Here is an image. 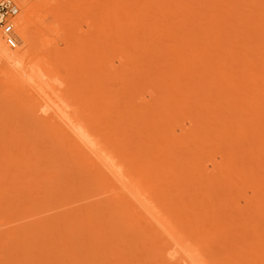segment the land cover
<instances>
[{
  "label": "rangeland",
  "instance_id": "obj_1",
  "mask_svg": "<svg viewBox=\"0 0 264 264\" xmlns=\"http://www.w3.org/2000/svg\"><path fill=\"white\" fill-rule=\"evenodd\" d=\"M103 1L104 4L105 2L106 4H110H105L106 7L104 5V8H102L101 3ZM211 1L212 2H210V0H68V7L67 9H65V12H63L60 18L61 27H64L62 33H66L67 35H69V37L70 34L72 35V33H74L73 35H76L75 37L72 35L74 37V40L71 44L70 49H68L60 56L56 57L57 59H54L56 61L55 66L58 69L56 70L59 79L64 80L63 83H65L64 85H66V90H68V92L65 91V93L67 94L68 98H70V100H73L72 102L74 103V107L76 106V109L78 108L77 111L79 113L81 112L79 115L82 116V118L85 117L84 119H87V122L89 120V126L91 124L94 128L92 129L96 131L98 135L100 134V140L105 141L102 142L108 144V147H112V149L117 152L115 153L118 156L119 160H122L123 164L127 166V169L131 171L130 173L132 174V178L134 179L136 188H138V190H142L143 192L145 191L144 194L149 195L148 197L152 199V203L154 205L156 204L158 210L161 206L160 212H162V214L164 215H167L165 217L168 219V223L173 226L175 231L178 230L177 232L180 237L185 238L184 240L186 241L187 245H189L194 250L198 248L199 250L197 249L196 251L200 252L201 256L210 264H264V230H262L264 229V164H262V166H258V160L256 159H259V161L262 159L259 165H261V163H264V160L263 157L258 158L257 156L256 158L255 156H253L255 155L254 152L258 151L259 149V145H256V142L254 141H257L262 146V144L260 143L261 141H252V139H260L261 137H264V131H262L261 133L263 134V136H257L258 134H256L260 133L256 132V130L259 131V128H257V126L263 127L264 120L258 121L256 120L257 118L254 119V117L256 116H252V113L256 112L257 116L260 115L262 111L259 109L264 108V104H261L262 106L260 104H257L258 106H260V108L254 104L256 102L260 103L261 96L259 95L263 96L264 94V90L262 88L264 87V84H261L264 82V77H259L257 81L255 80L256 76L254 77V75L251 74V72H253L254 70L258 71L264 68L262 66H260V68L258 67V65H261L262 63V65H264V60H262L264 56V51H262L264 50V35H262L261 33V36L263 37L262 38L259 31L257 30H255L256 34L251 33L254 32V30L250 29H257L258 27L249 28V26H254V23H252V21L254 22L256 20V23L261 22L264 25V15H261L260 17V14H258V19H252L253 15H255L256 13H249L252 12V10H255V7L252 8L253 6H248V4L250 3H247L246 0H237V3L239 5L238 9V5H236L235 7V0V2L231 0L234 3L230 4H228L230 0ZM217 2H219L220 5L224 3L223 5H226L227 8L228 6L229 8L230 6H232V10L228 8V11L231 10L230 12L232 14L233 12L234 14H239L241 11H243L240 14H242L241 16L244 17L245 20H242L244 18H242L241 16L239 17L238 15H236V17H234V14L232 16H229V14H227V9L225 8V6L223 7V5L221 6V9L225 10L226 13L221 12V9L215 10L217 12L216 13L214 9L215 5L218 4ZM226 2L228 3L226 4ZM240 2H243L246 5ZM254 2L258 3L256 0ZM262 2H259V6ZM180 3H183V5ZM187 3L190 5V7ZM240 4L242 6H240ZM111 6H113V8ZM125 6H128V8H126ZM178 7L179 9H177ZM244 7L246 8L245 10H243ZM261 7H258V5L256 6V8L260 9H257L258 13H260V11H263L264 13V10H261ZM107 8L110 9L107 10ZM218 8H220V6H218ZM239 8L242 9L240 12H238ZM249 8L251 10H249ZM126 9H128L129 11ZM247 9L249 11H247ZM175 10L177 12H175ZM102 11L104 12V14L102 13ZM173 11L174 13H172ZM113 12L116 13V16L114 15L115 20L114 16L111 17V15H109ZM135 13L138 14L136 15ZM141 15L142 18L140 19ZM180 15L184 16V18L182 19ZM250 15H252V18L249 17ZM188 16L191 17L192 22L190 21V18ZM109 17L110 19H108ZM232 17L233 20H230L232 19ZM237 17L241 18V21L237 20ZM132 18L133 20H131ZM195 18H199V20ZM248 18L252 20H250L251 22L248 23L251 25H244L249 21ZM107 19L108 23L106 22ZM261 19L263 21H261ZM234 20H236V24H234ZM178 21L182 22L179 23ZM200 21L203 22L201 23ZM99 22H103L104 24L102 25V23L100 24ZM172 22H175L179 26L176 25L175 28V24H172ZM189 23L193 27H191ZM196 23L198 24V26L196 25ZM231 23L234 24V27L233 24L232 27L230 26ZM89 24H91L92 26H89ZM121 24H125V26L127 27L125 28V26ZM170 24L173 26H171ZM216 24L219 26H217ZM238 24L241 25L239 26ZM81 25H85V28L81 30L82 32L80 31ZM97 25L101 27H98ZM221 25H223V27ZM257 25L260 24L257 23ZM200 26L202 29L200 28ZM241 26H245L249 29L248 31H251L250 33L252 34V36H248L250 39L246 35H244V31L241 32V30L246 29L240 28ZM35 27L36 26L34 23L33 27L31 28V32L34 37H37V30L34 29ZM150 27L152 28L151 30ZM155 28L157 29V31ZM259 28H262L260 30L261 32L264 30V26H259ZM121 29L123 30L121 31ZM76 30L78 31L76 32ZM117 30L118 32H120L119 34H117ZM150 31H152V33ZM184 31H186L187 33ZM223 31L227 33H222ZM234 31H236L235 33L237 34L233 35ZM246 31L247 30H245V33L248 32ZM240 33L242 34L240 35ZM112 34L114 36H112ZM129 34L130 36H128ZM159 34H161V36L163 35V38ZM150 35H152V37ZM192 35L195 38L192 37ZM255 35H257L256 37H259L260 39L258 38L257 40H255ZM131 36H133V38H131ZM223 36L224 39H221V37ZM234 36H237V39L239 38L238 41L240 40V44H238L239 42L236 41L237 39ZM118 37L121 38V40ZM242 37H245L243 42H241ZM251 37L254 39L253 42ZM134 38H136L137 40H134ZM215 38H218L219 40H215ZM193 39L196 43H198L197 41L202 43L193 45ZM223 40H225V42L226 40H228V43H223ZM260 40H262V42ZM132 42L133 44H131ZM219 42H222L223 46L222 44H219ZM183 43L184 45L186 44L187 47L185 45L184 48ZM229 43L234 45H230ZM244 43L246 45L248 43L250 46H244ZM253 43H255V45L257 46L253 45ZM168 44L171 46H168ZM201 45L207 46L201 47ZM208 45L210 47L212 46V49L215 47L214 51H218V55L212 50L208 51L209 53H206L207 49H211L210 47H208ZM224 45L227 48L222 49V47H225ZM240 45L244 48L246 47L244 51ZM252 45L255 46V48H253ZM61 46L64 48V44H61ZM180 46L183 47V51L179 49L181 48ZM198 46L199 48H197ZM228 46H231L234 51H232V48H228ZM260 47L263 49H261ZM186 48L193 51H190L188 49L184 50ZM195 48L197 50L199 49L198 51L201 50V53L208 54L209 57L211 55V58H214V55L216 54L215 58L211 59L210 62L213 64V66L216 65L217 69L213 66V68H210L211 65H208L209 61L206 58L204 59L205 55L202 54V56H204L200 57L201 53L198 52ZM202 48H205V50H203ZM158 49L160 52H158ZM177 49L180 50L181 53L179 52L178 54ZM216 49H219L221 52ZM253 49L256 53L252 52ZM195 50L196 53H200V56L196 57L195 59H198L199 61H196V63H194V66H192V68L190 69L192 70L194 69L195 65L199 66L201 64L199 66V69L202 70L204 68V71L205 69L212 70V73L210 71L206 73L202 70L204 73H206V75L208 73L211 75L212 78L209 76V80L217 78V76H220L217 73L224 74L225 71L229 73L232 72L231 74H234V68H236V66H239L236 65L237 62L241 65L242 62L240 61L245 62L246 60H248L246 59V57L250 59V61L248 60L246 62L251 63L249 65L254 66V64H258L257 67H253H256L255 69L251 68V66L247 65L246 63H244L245 66L243 65L244 68L243 66H239L236 68V77L240 75L242 76L243 73V76H249H246L248 80H246V78H244L243 76H240V78H238L237 80L235 76L230 75L233 83L232 80L231 82H227L229 84L232 83L233 85H235V87H233V85L231 87L239 90V87H237L238 82L242 85L248 82L249 85L251 81H255L254 87H256L257 85V87L253 89V91L255 92H252V88L247 87L248 85L246 86L245 84L243 86L239 84L242 88L240 90L241 93H239L237 90L238 95L242 94L241 96H245L242 91L245 92L248 90L246 92L247 98L248 95L253 96L254 93L260 97H258L255 102L254 99L250 96V99H247L250 102L244 101L247 104L249 103V105H246V108L243 104H240L239 106L236 104L238 107L242 108L246 114L243 112V110H239L240 108H235V105H231V103L227 105V102H225L224 99H226V101H228V98L231 97V99H233L230 87L227 89L229 90L231 97H229L228 95V97L225 98L226 95H224V97V93H222V95L221 93L215 95L218 89L223 90L225 88L224 85L221 86V83L217 86L216 84L215 86L212 85L214 88L213 90L212 87H209V83L212 84L213 82L211 83L208 78L206 79L208 75L204 77L201 70H199L201 73L198 71L197 66V71L198 73H200V76L196 75L197 71L194 72L196 70V67L194 71L190 70V72L189 70L187 71V68L189 69L188 65H178V63H181L182 61L180 59H184L183 56L185 53V55H189L190 53V56H192L191 54H194ZM230 50L234 54L239 51L241 55H239V53H236L237 56H235L236 54L231 55ZM227 52L230 53L228 54ZM175 53L178 54V56ZM220 53L222 56V58H220L223 59V62L220 59V61L222 62L221 67H219L220 64H217V62H221L215 60L220 56ZM245 54L248 55L245 57L246 60L243 59ZM227 55H231V57H228ZM233 55L235 56L234 60ZM223 56H227L229 60L234 61L233 65L235 67H229L231 68V70L228 68V66L230 65H228L226 69L223 68L224 62H228V59L225 60V57ZM199 58L203 59L200 60ZM237 58H239V61ZM146 59H148V62ZM253 59L255 60L253 61ZM179 60L180 62H178ZM204 60H207V64ZM149 61L150 64H148ZM168 62L173 63L171 64ZM145 63L147 64V66ZM203 63L206 67H204ZM149 65L152 67L151 69ZM181 68H184L182 70V73L180 71ZM218 68H222L221 70L224 72H221V70L219 71ZM0 69L2 70L1 67ZM170 69H172L173 74ZM249 69H253V71H250ZM173 70H175V72ZM213 70H215L216 73H213L215 72ZM162 71L163 73H161ZM184 71H186V74L191 73L189 77L196 76L194 77L195 79L191 78V80L194 81L193 83L200 80L206 84L207 82L205 81L208 80V85L201 89L203 91L202 94L205 95V97L201 99L203 103L196 102L197 100H195L197 104H207V106L217 104V106H219L220 108H227L226 110L228 111V114L236 109L238 113L234 111L232 112L234 114H230L231 116H240V113H242V116H240L241 118L238 116L237 117L240 118V123H242L241 119H243L244 122L243 125L240 124V127L242 128V130H244L243 132L245 133L243 137H241L243 133L242 131H240L241 128L240 130H238L239 127H236V129L238 128L237 130L241 134V136L239 137V132H232V129H230L232 127H227V125L226 127L223 126L226 121H224V118L221 116L230 117V115H226V113H224V111H226L224 110V108L223 110H221L217 106H212L214 107V109L209 106H198L194 101H192L194 105L196 104L195 106H193L192 102V105L191 103L189 105L188 102H190V100L188 102L182 100L183 89L181 88H183V85L185 86V84L181 81L182 86L180 85V78L186 75L184 74ZM260 71L262 72L264 70ZM2 72L3 70L0 73V264H170V262H168L167 260L170 251H167L166 248L164 249V251H162L163 247L166 246V239L162 240V238H160L159 236L154 235L152 237V235H150L151 232L149 230L153 227L145 221V217H143V215L141 216L139 210L141 207V210L143 209L145 214H147V212L144 207L141 206L139 201L137 202L135 198L131 199V197H125L126 199L122 197L121 199L124 200H121V195H119V193L123 190L115 188L114 184H112L105 175L103 176L100 170H98V172L95 171V167H92L90 165L89 160H87V156L84 157V155L80 154V157L78 149H76L75 147V149H73V146H71L69 139L67 137L65 138L64 135L62 137V134H58V132H62L58 131L57 127L49 125L47 123H45V125L43 121L38 120L33 113H30L31 109H29V107L31 108V106L27 101L28 98L25 97L26 94L22 92L21 94L20 91H17L18 89L12 87L10 79L8 80L7 76L4 74V72L2 74ZM165 72L168 73L167 75L171 74L172 77H170L171 75L167 76ZM239 72H241V74H239ZM259 72H257V74H255L256 72L254 73L255 75H257V78L259 76ZM214 74H217V76L214 77ZM155 75L156 77L160 75L157 77V80L154 79ZM161 75L165 77V79H171L172 81L169 83L173 82L172 84H170L172 86L169 85L167 79V81L164 78L161 79ZM197 76L199 79H197ZM250 76L252 79L250 78ZM189 77L187 78L188 80L185 77L187 84L189 81ZM202 77H204L205 81H203ZM172 78H174V80ZM233 78H235L236 81H234ZM239 79H243L244 83L239 81ZM175 81L177 82L175 83ZM160 82L164 83L160 84ZM258 82L260 84H257ZM166 85H168L169 87ZM175 86H181L179 89L180 92H176L178 91V88H176ZM219 86H221V88H219ZM245 86L247 90L245 89ZM159 87L160 89H158ZM170 87H173L172 89L175 90L172 91ZM206 88L207 90H209L205 92ZM243 88L245 90H243ZM248 88H251V90H249ZM196 90L199 93L201 92V90ZM196 90L194 91V94L197 96L198 92ZM210 92L213 94H209ZM248 92L251 93L248 94ZM168 93L171 94L169 95ZM175 93L177 95H181V101H178L180 100V98L178 99ZM162 95L163 98H161ZM206 95H211L210 97H214L215 95L217 98H212L216 104L213 100H208L210 99V97L208 98ZM218 95L220 97L219 99ZM235 95L237 94L234 93V96ZM170 96L172 97V99L174 97V99L169 100L171 99ZM206 97L207 100L204 99ZM222 97H224V99ZM236 97L238 98V96ZM236 97L234 98L236 99ZM254 97L256 96L254 95ZM263 98L261 99L263 101L262 103H264ZM221 100L223 103L221 102ZM251 100H253L254 102ZM230 101L231 100H229V102ZM219 102H221V104ZM251 102H253V104ZM175 103H177L178 106L180 105L181 109L177 106V109L174 110V108H176V105H174ZM187 103L188 107L186 106ZM208 103H211L212 105ZM172 104L174 106L173 108ZM222 104L226 105L222 106ZM182 105L184 106L182 107ZM226 106L231 107L229 108ZM252 106H254L253 108L255 109H253ZM197 107L199 109H197L196 111V109L194 108ZM202 107L206 108L202 109ZM216 107L221 110L219 111L222 112V115L220 114V112L218 114V110L216 109ZM231 108L232 110L229 111L228 109ZM256 108H258V111L256 110ZM208 109L210 111L209 113L206 111ZM247 109L251 111L248 112ZM214 110L217 111L215 112ZM199 111L201 114L197 113ZM203 111L204 114H206L205 112H207L208 114L202 115ZM211 111L213 113H211ZM239 111L242 112L239 113ZM209 114H211L210 117L213 114L212 118H214L215 115L217 116L213 120L208 116ZM199 115H202V117H200ZM263 115L264 109L263 113H261L262 118H264ZM207 116L209 117V119ZM218 117L221 119L223 118L222 120L224 122L220 121L221 119H219ZM216 118H218L219 120L217 121ZM250 118H253V120ZM138 120L139 122H141L139 123ZM199 120H201L202 122ZM203 120L205 121L203 122ZM206 120L208 124L206 123ZM210 120L212 122L216 121L217 123L215 122V124H217V126L214 124L213 127V124ZM246 123L248 126L246 125ZM204 124L206 125L207 129L206 127L203 128L205 126ZM207 125H209V127ZM181 126H185V128L187 129L185 131V134L183 133L182 135H180V130H177ZM215 126L221 129L229 128L231 133L229 132V134H227L226 131L229 130L225 131L224 129L222 130L223 132L225 131V135L222 131L218 133V131L221 129H218ZM212 128H214L215 130ZM253 128L254 132L256 133H254L253 131L250 132V130H253ZM216 129H218L217 132ZM234 129L235 128L233 127V131ZM174 130L176 131L174 132ZM208 130H211L212 133ZM213 132L215 133L214 136ZM221 132L223 133V135H221ZM247 132H250L251 135L249 133L247 135ZM232 133L235 134L233 135ZM231 134L232 136H230ZM252 134L256 135V137L252 136ZM233 136L237 138L234 139ZM246 137L248 138V141ZM188 138H190V140ZM239 138H241L243 142L247 141V144L251 143V145H246V142H244V147H242L243 142L240 141L241 139L238 140ZM262 139L263 138H261V140ZM249 140L251 141L249 142ZM190 142L191 144H189ZM262 142H264V140H262ZM140 143L142 145H140ZM238 145H240L239 148ZM159 147L160 149H158ZM191 147H193V149ZM253 147H257L255 148V151L251 150L253 149ZM249 148H251L250 150L253 152H250ZM262 148H264V146H262ZM262 148L260 149V151H264ZM242 149H245L244 151L248 153L247 156L250 153L253 154L252 157H255L256 159H253L251 157V160H255V162H248L249 160L245 159H243V161L245 160V162H241V158L245 157L244 154L243 157H241L243 153L241 152ZM248 150L250 153L247 152ZM261 154H263L262 156H264L263 152ZM239 159L241 163H244V165H240L241 163L239 162ZM246 159H248V157ZM129 161L132 162L130 163ZM246 161L248 162V164H250L248 165ZM255 164L261 168H257ZM214 165L216 166L214 167ZM245 165H248L246 166L248 168H250L251 165L252 168H250V170L248 171L250 173L251 170L252 172L254 170L255 174H248V171H246V167H244L246 170L242 169V167ZM167 167H169L170 169ZM207 167L209 168L207 169ZM238 167L239 169H237ZM251 174L253 175L250 176ZM153 199L155 200L153 201ZM127 200L128 202H126ZM257 228L258 230H256ZM163 244L164 246L162 247ZM246 257L248 259H246ZM129 261L131 263H129Z\"/></svg>",
  "mask_w": 264,
  "mask_h": 264
},
{
  "label": "bare ground",
  "instance_id": "obj_2",
  "mask_svg": "<svg viewBox=\"0 0 264 264\" xmlns=\"http://www.w3.org/2000/svg\"><path fill=\"white\" fill-rule=\"evenodd\" d=\"M17 6H18V8H19V11H18V13H17V16L13 19V25H14V34H15V36H16V39H17V43H19V44H17V46L15 47V48H12V47H10L8 44H7V42H6V39H5V35H4V33H3V30H2V28L0 27V67L2 68V70H3V72H4V74L7 76V78H8V80L10 79V82L12 83V87H14V88H16V89H18L17 91H20V93L22 92V93H25L26 94V96L25 97H27L28 98V103L30 104V106H31V108L29 107V109H31V111H30V113H33L36 117H37V119L38 120H40V121H43L44 122V124L45 123H47V124H49V125H52V126H55V127H57V129H58V131H61L62 133H60V132H58V134H62V137H63V135H64V137L66 138H68L69 139V142H70V144H71V146H73V149H78V152H79V156H80V154H82V155H84V157H86L87 156V160H89V163H90V165L92 166V167H95L94 169H95V171H97L98 172V170H100L101 171V173H102V175L104 176H106L107 178H108V180L109 181H111V183L112 184H114V187L115 188H118V189H122L123 191H121L120 193H119V195H121V197H120V199L123 197L124 199H126L125 197H131V199L132 198H135L136 200H137V202L139 201V203L141 204V206H143L144 207V209L146 210V212H147V214H145L144 213V211H143V209L141 210V208L139 209L140 210V214H141V216L143 215V217H145V221L146 222H148L153 228H151L149 231L151 232L150 233V235H152V237L154 236V235H156V236H159L160 238H162V240H165L166 239V241H165V243H166V246L165 247H163L164 246V244L162 245V247H163V249H162V251H164V249L166 248V250L167 251H170L169 252V256L167 257V260H168V262H170V264H210L208 261H206V259H204L202 256H201V254H200V252H198V251H196V250H194L193 248H191L189 245H187L186 244V241L184 240L185 238H182V237H180L179 235H178V230L177 231H175L174 230V228H173V226L172 225H170L169 223H168V219L165 217V216H167V215H164V214H162V212H160V209H161V206H160V209L158 210V207L156 206V204L154 205L153 203H152V199H150V197H148L149 195H146V194H144V192L142 191V190H138V188H136V186H135V182H134V179L132 178V174L130 173L131 171H129L128 169H127V166H125L124 164H123V161L121 160H119V158H118V156L116 155V151L115 150H113L112 149V147L110 148V147H108V144H105V143H103V142H105V141H101L100 139V134L98 135V133L96 132V131H94L93 129V127H92V125L90 124V126H89V120H88V122H87V119H84L85 117H83L82 118V116H80L79 114L81 113H79L77 110H78V108L76 109V106L74 107V103L72 102L73 100H70V98H68V96H67V94L65 93V91H67L68 92V90H66V85H64L65 83H63L64 82V80L63 79H59V76H58V73H57V68H56V64H55V58L56 57H58V56H60L61 54H63L64 52H66L68 49H70V47H71V44H72V42H73V40H74V37H75V35H73L74 33H72V35L74 36H72L71 34H70V37H69V35H67L66 33H62V31H63V28L61 27V22H60V18H61V15L63 14V12H65V9H67V7H68V0H12ZM158 1H160V0H158ZM172 1V0H171ZM196 1V0H195ZM218 1H220V0H218ZM222 1V0H221ZM223 1H225V0H223ZM231 1V0H230ZM229 1V3L228 2H226V4L228 3V4H230V3H234L235 1H236V4H235V7H236V5H238V3H237V0H233V1H231L230 2ZM239 1V0H238ZM247 1V3H250V4H248V6L249 5H251V6H253L252 8H254L255 10H252V12H248L249 14H254V13H256L255 15H253V18L251 17L252 15H250L249 17H251L252 19H256L257 18V16H259L258 14H260V17H261V15H264V13H263V11H260V13H258V10H260V9H258V8H256V6L258 5V7H261L262 5V7H261V10H264V1L262 2L261 0L260 1H258V0H256L258 3H255L254 1L255 0H252V1H248V0H246ZM95 2V1H94ZM101 2V1H100ZM111 2V1H110ZM124 2V1H123ZM182 2H185V1H182ZM191 2V1H190ZM210 2H212L211 0H210ZM216 2V1H215ZM259 2H262L261 4H260V6H259ZM85 3H86V1H85ZM98 3V2H97ZM130 3V2H129ZM134 3V2H133ZM169 3V2H168ZM178 3V2H177ZM199 3V2H198ZM203 3V2H202ZM209 3V2H208ZM218 4H219V2H217ZM222 3V2H221ZM240 3H243V2H240ZM252 3V4H251ZM254 3V4H253ZM83 4V3H82ZM92 4V3H91ZM105 4H106V2H105ZM104 4V1L101 3V7L102 8H104L103 6L105 5ZM107 4H110V3H107ZM106 4V5H107ZM180 4H182L183 5V3H180ZM180 4H178V5H180ZM188 4V3H187ZM205 4V3H204ZM216 4L215 5V9H214V11L215 10H220L221 9V6L224 4ZM244 5H246L245 3H243ZM98 5V4H97ZM96 5V6H97ZM106 5H105V7H106ZM150 5V4H149ZM155 5H156V3H155ZM177 5V4H176ZM189 5V4H188ZM194 5H196V4H194ZM99 6V5H98ZM114 6V5H113ZM113 6H111L112 8H113ZM118 6V5H117ZM116 6V7H117ZM130 6V5H129ZM132 6H134V5H132ZM131 6V7H132ZM142 6V5H141ZM163 6V5H162ZM185 6V5H184ZM203 6V5H202ZM201 6V7H202ZM205 6V5H204ZM218 6H220V8H218ZM225 6V8L227 9V11L229 10V9H231V7L232 6H230V8H229V6H228V8L226 7V5H223V7ZM240 6H242L241 4H240ZM108 7H110V6H108ZM115 7V8H116ZM119 7H121V6H119ZM126 7V6H125ZM130 7V8H131ZM135 7H136V5H135ZM155 7V6H154ZM180 7V6H179ZM179 7L177 8V9H179ZM189 7H190V5H189ZM214 7V6H213ZM238 7H239V5L237 6V9H238ZM93 8V7H92ZM99 8V7H98ZM126 8H128V6L126 7ZM151 8V7H150ZM170 8V7H169ZM172 8V7H171ZM181 8V7H180ZM195 8V7H194ZM206 8H207V6H206ZM217 8V9H216ZM242 8V7H241ZM246 8H247V6H246ZM245 7H244V9L243 10H245L246 9ZM108 9H110V8H107V10ZM174 9V8H173ZM176 9V8H175ZM183 9H184V7H183ZM185 9H186V7H185ZM199 9V8H198ZM210 9V8H209ZM212 9V8H211ZM258 9V10H257ZM97 10V9H96ZM117 10H118V8H117ZM126 10H128V9H126ZM130 10H132V9H130ZM180 10H182V9H180ZM205 10V9H204ZM207 10V9H206ZM232 10V9H231ZM230 10V11H231ZM234 10V9H233ZM242 9H240L239 8V10H238V12H240ZM249 10H251L250 8H249ZM248 9H247V11H249ZM257 10V11H256ZM104 11V10H103ZM102 11V13L104 14V12ZM129 11V10H128ZM149 11H151V10H149ZM154 11V10H153ZM152 11V12H153ZM209 11V10H208ZM210 11H212V10H210ZM230 11H228L227 12V14H229V16H232L233 14H234V12H233V14L230 12ZM108 12V11H107ZM110 12V11H109ZM116 12H118V11H116ZM168 12H170V11H168ZM175 12H177L176 10H175ZM197 12V11H196ZM216 12V11H215ZM221 12H225V10H223V9H221ZM236 12V11H235ZM241 12H243V11H241ZM240 12V13H241ZM145 13V12H144ZM156 13H157V11H156ZM172 13H174V11L172 12ZM203 13V12H202ZM217 13V12H216ZM226 13V12H225ZM230 13H231V15H230ZM239 13V14H240ZM245 13V12H244ZM116 13H110L109 15H111V17L112 16H114ZM130 14V13H129ZM136 14V13H135ZM138 14V13H137ZM136 14V15H137ZM143 14V13H142ZM159 14V13H158ZM177 14V13H176ZM184 14V13H183ZM182 14V15H183ZM191 14V13H190ZM193 14V13H192ZM199 14H201V13H199ZM205 14V13H204ZM234 14V17H236V15H238L239 17L242 15V14ZM246 14V13H245ZM248 14V15H249ZM151 15V14H150ZM171 15H173V14H171ZM187 15V14H186ZM218 15V14H217ZM247 15V16H248ZM102 16V15H101ZM105 16V15H104ZM116 16V15H115ZM115 16H114V20H115ZM120 16V15H119ZM195 16V15H194ZM208 16V15H207ZM144 17V16H143ZM162 17V16H161ZM165 17V16H164ZM176 17V16H175ZM180 17L183 19L184 18V16H181L180 15ZM189 17V16H188ZM222 17V16H221ZM228 17V16H227ZM239 17H237L238 19L237 20H239V21H241L240 19L241 18H239ZM242 17V16H241ZM259 17V18H260ZM101 18V17H100ZM142 18V15H141V17H140V19ZM151 18H153V17H151ZM167 18V17H166ZM190 18V21H191V17H189ZM188 18V19H189ZM214 18V17H213ZM220 18V17H219ZM225 18V17H224ZM223 18V19H224ZM231 18V17H230ZM242 18H244V17H242ZM264 18V17H263ZM108 19H110V17L108 18ZM108 19H107V23H108ZM117 19H118V17H117ZM127 19H129V18H127ZM164 19V18H163ZM181 19V20H182ZM195 19H197V18H195ZM249 19V21L247 22V24H244V25H251V24H248V23H250L252 20L250 19V18H248ZM247 19V20H248ZM258 19V18H257ZM100 20V19H99ZM112 20V19H111ZM131 20H133V18L131 19ZM144 20H146V19H144ZM151 20V19H150ZM153 20V19H152ZM161 20V19H160ZM167 20V19H166ZM185 20V19H184ZM197 20H199V18L197 19ZM211 20H212V18H211ZM210 20V21H211ZM216 20H218V19H216ZM230 20H233V17H232V19H230ZM242 20H245V18L244 19H242ZM246 20V21H247ZM251 20V21H250ZM36 21V22H35ZM103 21H104V19H103ZM119 21V20H118ZM168 21V20H167ZM188 21V20H187ZM235 22H234V24H236L237 22H236V20H234ZM257 21V20H256ZM256 21H252V23H254V26L253 27H250L249 26V28H255V27H258L257 29H250V30H254V32H251V31H248L249 29L247 28V27H245V26H241L240 28H246L245 30H247L246 32L247 33H245V30H241V32L242 31H244V35H246L247 37L249 36H252V34L253 33H255L256 34V32H255V30H257V31H259V33H260V36H261V33H262V35H264V30L261 32L260 30L262 29V28H259V26H264L261 22H257V23H259L260 25H257V23H256ZM258 21H260V20H258ZM261 21H263L262 19H261ZM105 22V23H106ZM112 22V21H111ZM117 22V21H116ZM123 22V21H122ZM132 22V21H131ZM141 22V21H140ZM176 22V21H175ZM175 22H172V24L174 23L175 24V28H176V25H178V24H176ZM179 23L180 22H182V21H178ZM192 22V21H191ZM201 22V21H200ZM203 22V21H202ZM201 22V23H202ZM219 22V21H218ZM224 22H226V21H224ZM233 22V21H232ZM245 22V21H244ZM35 23V28L34 29H36L37 30V32H36V35H37V37H34L33 36V34H32V32H31V28L33 27V24ZM95 23V22H94ZM100 23V22H99ZM98 23V24H99ZM102 23V25L104 24L103 22H101ZM100 23V24H101ZM135 23H136V21H135ZM144 23V22H143ZM147 23V22H146ZM215 23V22H214ZM213 23V24H214ZM229 23V22H228ZM264 23V22H263ZM99 24V25H100ZM110 24V23H109ZM114 24V23H113ZM120 24V23H119ZM129 24V23H128ZM133 24V23H132ZM145 24V23H144ZM155 24V23H154ZM232 24L233 23H231V27H232ZM234 24H233V27H234ZM257 26H256V25ZM121 25H124L125 26V24H121ZM127 25V24H126ZM149 25V24H148ZM153 25V24H152ZM162 25V24H161ZM171 25V24H170ZM189 25H190V23H189ZM196 25L198 26V24L196 23ZM199 25H201V24H199ZM204 25V24H203ZM217 25V24H216ZM215 25V26H216ZM239 26L241 25V24H238ZM85 25H81V27H80V31L81 30H83V28H85L84 27ZM88 26V25H87ZM89 26H92L91 24H89ZM98 26V25H97ZM105 26V25H104ZM134 26H136V25H134ZM171 26H173V25H171ZM179 26V25H178ZM191 26V25H190ZM217 26H219V25H217ZM222 27H223V25H221ZM98 27H101V26H98ZM111 27V26H110ZM116 27H117V25H116ZM127 26H125V28H126ZM133 27V26H132ZM164 27V26H163ZM191 27H193V26H191ZM194 27H195V25H194ZM205 27V26H204ZM221 27V28H222ZM224 27H225V25H224ZM227 27V26H226ZM112 28V27H111ZM134 28H136V27H134ZM173 28V27H172ZM179 28V27H178ZM188 28V27H187ZM200 28H201V26H200ZM199 28V29H200ZM207 28H209V27H207ZM228 28V27H227ZM152 28L150 27V30H151ZM156 29V28H155ZM154 29V30H155ZM158 29H159V27H158ZM190 29V28H189ZM192 29V28H191ZM195 29V28H194ZM202 29V28H201ZM206 29V28H205ZM259 29V30H258ZM264 29V28H263ZM103 30V29H102ZM119 30V29H118ZM118 30H117V32H118ZM123 29H121V31H122ZM125 30V29H124ZM137 30V29H136ZM140 30V29H139ZM163 30V29H162ZM210 30H211V27H210ZM78 30H76V32H77ZM111 31H112V29H111ZM120 31V30H119ZM138 31V30H137ZM153 31V30H152ZM152 31H150L151 33H152ZM156 31H157V29H156ZM164 31V30H163ZM171 31V30H170ZM180 31V30H179ZM182 31V30H181ZM209 31V30H208ZM225 31V30H224ZM222 32V33H227V32ZM233 31V30H232ZM82 32V31H81ZM115 32V31H114ZM134 32V31H133ZM136 32V31H135ZM184 32H186V31H184ZM217 32H218V30H217ZM236 31H234V34H233V32H232V34L233 35H235V34H237V33H235ZM252 34H251V33ZM113 33V32H112ZM120 32H118L117 34H119ZM123 33V32H122ZM150 33V34H151ZM187 33V32H186ZM200 33V32H199ZM222 33H220V34H222ZM248 33H250V34H248ZM78 34V33H77ZM100 34H101V32H100ZM135 34V33H134ZM163 34V33H162ZM166 34V33H165ZM190 34H192V33H190ZM201 34V33H200ZM231 34V35H232ZM242 33H240V35H241ZM248 34V35H247ZM160 36H161V34H159ZM194 35V34H193ZM192 35V37H194ZM208 35V34H207ZM215 35V34H214ZM225 35H227V34H225ZM232 35V36H233ZM257 35H258V33H257ZM257 35H255V40H257L259 37H256ZM79 36V35H78ZM110 36V35H109ZM112 36H114L113 34H112ZM128 36H130V34L128 35ZM127 36V37H128ZM151 37H152V35H150ZM163 36V35H162ZM161 36V37H162ZM187 36H189V35H187ZM191 36V35H190ZM230 36V35H229ZM239 36V35H238ZM102 37V36H101ZM146 37V36H145ZM160 37V38H161ZM183 37V36H182ZM209 37V36H208ZM216 37V36H215ZM235 38L237 37V36H234ZM233 37V38H234ZM248 37V38H249ZM262 37V36H261ZM264 37V36H263ZM262 37V38H263ZM77 38V37H76ZM119 38V37H118ZM122 38H123V36H122ZM131 38H133V36H131ZM154 38V37H153ZM163 38V37H162ZM170 38V37H169ZM195 38V37H194ZM210 38V37H209ZM243 38V39H242ZM241 38V42H243L244 41V39H245V37H242ZM248 38H247V40H248ZM252 38V37H251ZM35 39H36V42H35ZM78 39V38H77ZM120 40H121V38H119ZM136 38H134V40H135ZM156 39V38H155ZM181 39V38H180ZM188 39V38H187ZM218 39V38H217ZM216 38H215V40H217ZM221 39H224V36L223 37H221ZM220 39V40H221ZM226 39V38H225ZM237 39V38H236ZM239 39V38H238ZM238 39L236 40V41H238ZM250 39V38H249ZM260 39V38H259ZM107 40V39H106ZM137 40V39H136ZM173 40V39H172ZM183 40V39H182ZM208 40H210V39H208ZM219 40V39H218ZM234 40V39H233ZM253 38H252V42H253ZM115 41V40H114ZM130 41V40H129ZM140 41V40H139ZM160 41V40H159ZM180 41V40H179ZM193 41H194V39H193ZM192 41V42H193ZM228 40H226V42H225V40H223L222 42L224 43L225 42V44L226 43H228L227 42ZM230 41V40H229ZM246 41V40H245ZM259 41V40H258ZM261 42H262V40H260ZM121 42H123V41H121ZM151 42V41H150ZM161 42H162V40H161ZM181 42V41H180ZM187 42V41H186ZM199 44H201L199 41H197ZM212 42H214V41H212ZM222 42L220 43L219 42V44H222ZM239 43L238 44H240V40L238 41ZM256 42V41H255ZM264 42V41H263ZM116 43V42H115ZM146 43V42H145ZM149 43V42H148ZM198 43H196L195 41L193 42V45L194 44H198ZM205 43V42H204ZM61 44H64V48L61 46ZM120 44V43H119ZM129 44V43H128ZM131 44H133V42L131 43ZM141 44V43H140ZM155 44V43H154ZM153 44V45H154ZM179 44V43H178ZM209 44H210V42H209ZM230 44V43H229ZM241 44H243V43H241ZM264 44V43H263ZM111 45H113V44H111ZM122 45V44H121ZM150 45H151V43H150ZM149 45V46H150ZM166 45V44H165ZM183 45H184V43H183ZM186 45V44H185ZM185 45H184V48H185ZM212 45V44H211ZM230 45H234V44H230ZM246 44L244 43V46H245ZM247 45H249L248 43H247ZM246 45V46H247ZM253 45H255V43H253ZM252 45V46H253ZM134 46H136V45H134ZM142 46V45H141ZM168 46H171V45H169L168 44ZM205 45H201V47H204ZM207 46V45H206ZM205 46V47H206ZM213 46V45H212ZM211 46V47H212ZM217 46V45H216ZM222 46H223V44H222ZM225 46V45H224ZM237 46V45H236ZM241 46V45H240ZM250 46V45H249ZM255 46H257V45H255ZM255 46H253V48H255ZM140 47V46H139ZM138 47V48H139ZM146 47V46H145ZM152 47V46H151ZM179 47V46H178ZM181 47V46H180ZM186 47H187V45H186ZM189 47V46H188ZM208 47H210L209 45H208ZM210 47V48H211ZM232 48L231 46H228V48ZM234 47V46H233ZM238 47V46H237ZM242 48H243V51H244V49L246 48H244L243 46H241ZM259 47V46H258ZM134 48V47H133ZM142 48V47H141ZM144 48V47H143ZM158 48V47H157ZM182 48L183 47H181V48H179V49H181L182 50ZM197 48H199V46L197 47ZM215 48V47H214ZM214 48L212 49H207V51H206V53L208 52V51H210V50H212L214 53L216 52V51H214ZM220 48H221V46H220ZM224 48H227L226 46L225 47H222V49H224ZM235 48V47H234ZM239 48V47H238ZM250 48V47H249ZM261 48V47H260ZM130 49V48H129ZM154 49V48H153ZM188 48H186V49H184V50H187ZM196 49V48H195ZM203 49V48H202ZM233 49V48H232ZM237 49V48H236ZM248 49V48H247ZM246 49V50H247ZM251 49V48H250ZM261 49H263V48H261ZM260 49V50H261ZM143 50V49H142ZM148 50H150V49H148ZM166 50V49H165ZM178 50V49H177ZM188 50H190V51H193V50H191V49H188ZM197 50V49H196ZM196 50L194 51L195 53L194 54H191L192 56H190V53H189V55H185L184 54V59L183 58H181L180 60H182L181 61V63H178V65H181V66H185V65H188V67H189V69L187 68V71L189 70H191L190 68H192V66H194V63H196V61H199L198 59L197 60H195L196 59V57H199L200 56V51H198V52H200V53H196ZM203 50H205V48L203 49ZM216 50H219V49H216ZM237 50H239V49H237ZM236 50V51H237ZM155 51V50H154ZM174 51V50H173ZM183 51V50H182ZM223 51V50H222ZM225 51H226V49H225ZM224 51V52H225ZM231 51V50H230ZM232 51H234V49L232 50ZM231 51V55L232 54H234L233 52ZM240 51V50H239ZM236 52L237 54L239 53V55H241L240 54V52ZM258 51V50H257ZM262 51H264V50H262ZM127 52V51H126ZM138 52V51H137ZM151 52V51H150ZM156 52H157V49H156ZM158 52H160L159 51V49H158ZM179 52H180V50H178V54H179ZM219 52H221L220 50H219ZM242 52V51H241ZM252 52H255V50L253 49V51ZM259 52V51H258ZM257 52V53H258ZM128 53V52H127ZM148 53V52H147ZM146 53V54H147ZM181 53V52H180ZM209 53V52H208ZM218 53V51L216 52V54ZM228 54L230 53V52H227ZM235 53V54H236ZM248 53H250V52H248ZM256 53V52H255ZM134 54V53H133ZM153 54V53H152ZM159 54V53H158ZM165 54V53H164ZM169 54H170V52H169ZM176 54V53H175ZM178 54H176L177 56H178ZM202 54H204L205 55V57H204V59L206 58L209 62H208V65L210 66L211 65V67L210 68H216L217 66L215 65L216 64V62H215V66H213V64L210 62L211 61V59H214L215 58V55H214V58H211V55H210V57H209V55L208 54H205V53H201V56L200 57H203L202 56ZM225 54V53H224ZM234 54V55H235ZM237 54L235 55V56H237ZM259 54H262V53H259ZM132 55V54H131ZM174 55V54H173ZM208 55V56H207ZM218 55V54H217ZM220 56L218 57L219 58V60H218V58L217 59H215V60H217V61H220V59L222 58V56H221V53L219 54ZM226 55V54H225ZM231 55H229L230 57H231ZM233 55V60L235 59V56ZM238 55V56H239ZM250 55V54H249ZM257 55V54H256ZM142 56H144V55H142ZM166 56V55H165ZM207 56V57H206ZM228 56V55H227ZM225 57V56H223V57H225V60H227L228 59V57ZM246 56H248V55H246L245 54V56L243 57V59L244 60H246V59H248L249 61H250V59L248 58V57H246ZM258 56H260V55H258ZM258 56H256V57H258ZM140 57H141V55H140ZM175 57V56H174ZM194 57V58H193ZM209 57V58H208ZM212 57H213V55H212ZM221 57V58H220ZM245 57H246V59H245ZM251 57V56H250ZM135 58H136V56H135ZM253 58V57H252ZM255 58V57H254ZM57 59V58H56ZM96 59V58H95ZM142 59V58H141ZM149 59V58H148ZM148 59H146L147 60V62H148ZM154 59V58H153ZM169 59H171V58H169ZM179 59V58H178ZM189 59H190V61H189ZM200 59V58H199ZM201 59H203V58H201ZM200 59V60H201ZM230 59H232V58H230ZM238 59V61H239V58H237ZM242 59V60H243ZM259 59H261V58H259ZM259 59H258V61H259ZM136 60V59H135ZM168 60V59H167ZM180 60L178 61V62H180ZM206 60V61H207ZM222 60V62H223V59H221ZM224 60V61H225ZM248 60H246L245 62H243V61H240V62H242V64L240 65V63L238 64V62H237V64L236 65H239V66H245V64L244 63H246ZM255 59H253V61H254ZM262 60H264V56H263V59ZM139 61H141V60H139ZM151 61V60H150ZM150 61H149V63L148 64H150ZM155 61V60H154ZM159 61V60H158ZM177 61V60H176ZM185 61V62H184ZM205 61V60H204ZM205 61V62H206ZM212 61H214V60H212ZM232 60H229L228 59V62H224V64H223V68H227V66L228 65H230V66H228V68L229 67H235L233 64H234V61H232ZM258 61H256V62H258ZM144 62V61H143ZM204 62V63H205ZM221 62V61H220ZM222 62L221 63H219V62H217V64H220V66L219 67H221L222 65ZM130 63V62H129ZM128 63V64H129ZM135 63V62H134ZM168 63H171V62H168ZM173 63V62H172ZM171 63V64H172ZM204 63H203V65H204ZM235 63H236V61H235ZM252 63H255V62H252ZM146 64V63H145ZM155 64V63H154ZM165 64V63H164ZM175 64V63H174ZM177 64V63H176ZM185 64V65H184ZM198 64V63H197ZM206 64H207V62H206ZM247 65H249V64H251V63H246ZM260 64V63H259ZM263 64V63H262ZM258 65V64H254V66H256L257 67V65H258V67L260 68V66H262V67H264V65ZM130 65V64H129ZM152 65V64H151ZM167 65H169V64H167ZM201 65V64H200ZM199 65V66H200ZM203 65H202V67H203ZM138 66V65H137ZM144 66V65H143ZM146 66H147V64H146ZM198 67V71L199 70H201V69H199L200 67L198 66V65H195V67ZM213 66V67H212ZM239 66H236V68L237 67H239ZM244 66H243V68H244ZM249 66H251V68H253L254 66L253 65H249ZM136 67V66H135ZM149 67H150V69L152 68L150 65H149ZM157 67H159V66H157ZM160 67H161V65H160ZM165 67V66H164ZM187 67V66H186ZM195 67H194V69H195ZM197 67H196V70L194 71V69H192L191 71H194V72H196L197 71ZM201 67V68H202ZM204 67H206L205 65H204ZM255 67V68H256ZM124 68H125V66H124ZM137 68V67H136ZM135 68V69H136ZM168 68V67H167ZM185 68V67H184ZM183 68V69H184ZM231 68H229L230 70H231ZM236 68H234L235 70V72H236ZM246 68H249V67H246ZM255 68H253V69H255ZM57 69V70H56ZM139 69V68H138ZM137 69V70H138ZM142 69V68H141ZM173 69V68H172ZM172 69H170L171 70V72H172ZM182 68H181V73L183 72L182 70H183ZM204 69V68H203ZM202 69V70H203ZM208 69H209V67H208ZM217 69V68H216ZM219 69V71L222 69V68H218ZM253 69L252 70H250V71H253ZM1 70V69H0ZM1 70V71H2ZM130 70V69H129ZM163 70V69H162ZM165 70V69H164ZM186 70V69H185ZM201 70V72L203 73V75H204V77L205 76H207L208 75V77H206V79L208 78V80L210 79L209 78V76L211 77V75L208 73L207 75H206V73L208 72V71H212V70H207V69H205V71L204 72H206V73H204L203 71ZM228 70V69H227ZM233 70V69H232ZM240 70V69H239ZM243 70H245V69H243ZM260 70H264V68L263 69H260ZM260 70H258V71H253V72H251V74L252 75H254V77H255V80H257L258 81V79H259V77L260 78H263L264 77V71H260ZM1 71H0V73H1ZM161 71V70H160ZM166 71V70H165ZM174 72H175V70H173ZM179 71V72H180ZM190 71V72H191ZM198 71L196 72V75H199L200 73H198ZM213 71H215V70H213ZM242 71V70H241ZM260 71V72H259ZM3 72H2V74H3ZM146 72V71H145ZM186 71H184V74H186L185 73ZM221 72H224V71H222L221 70ZM235 72H234V74H231L232 72H224V74H221V73H217V74H219L220 76H217V74L215 75H213L214 77H216L217 76V78H215V79H211V80H209L212 84H210L209 83V87H212L213 88V86L212 85H214L215 86V84H216V86L218 85V84H220L221 83V86L222 85H224V89L223 90H221V89H218V88H216V89H218L217 91H216V94L215 95H217V94H219V93H221V95H222V93H224L223 94V96L224 95H226V97L225 98H227L228 97V95H229V97H231V95H233V99H231V98H228V101H226V99H224V97H222L224 100H225V102H227V105L228 104H230L231 103V105H235V108L237 107V108H240V107H238L240 104H243V105H245L244 107L246 108L247 106L246 105H249V103L247 104L246 102H244V101H247V102H250V101H248L247 99H250L249 97L251 96H249L248 94L249 93H251V92H248V98L246 97V92L248 91L247 90V88H246V86L248 85V82L247 83H244V78H246V80H248L247 79V77L246 76H248V75H244L243 76V73H242V76L244 77L243 79H239V81H241V82H243L246 86H245V89L247 90V91H242L244 94H245V96H241L240 94L238 95V92L239 93H241L240 92V90L242 89L241 88V86H243L242 84H240L238 81V85H237V87H239V90L238 89H236V88H233V87H235V85H233L232 83H233V80H232V78H231V76H237V75H235ZM244 72V71H243ZM249 72V71H248ZM256 72V73H255ZM257 72H259V76H258V78H257V75H255V74H257ZM161 73H163V71L161 72ZM166 73V72H165ZM165 73H164V75H165ZM181 73H180V75H181ZM198 73V74H197ZM212 73V72H211ZM213 73H216V71L215 72H213ZM245 73V72H244ZM246 73H247V71H246ZM255 73V74H254ZM151 74V73H150ZM168 73H166V75H167ZM172 74H173V72H172ZM175 74V73H174ZM188 74V75H187ZM185 76H180V77H182V78H180V83H181V81L185 84V86L183 85V88H181V89H183L182 91H183V95H182V100L183 101H185V102H188L189 100H190V102H188L189 103V105H190V103L192 102V101H194L195 102V100H197L196 102H201V103H203L202 102V100L201 99H203V97H205V95L204 94H202V88H204L205 86H207L208 84V80H206L205 81V79H204V77H202V79H203V81H205V82H207L206 84L204 83V82H202V81H195V83H193L194 81H192L191 80V78H193V79H195L194 77H196V76H194V77H189L190 75H191V73H187ZM236 74H237V72H236ZM239 74H241V72H239ZM145 75V74H144ZM152 75V74H151ZM171 74H169V75H167V76H170ZM194 75V74H193ZM192 75V76H193ZM222 75V76H221ZM231 75V76H230ZM61 76V75H60ZM141 76H142V74H141ZM158 76H160V75H158ZM157 76V77H158ZM166 76V77H167ZM176 76H179V75H176ZM189 77V81H188V84L186 83L187 81H186V79ZM200 76V75H199ZM241 76V75H240ZM240 76H238V77H236V79L238 80V78H240ZM241 76V77H242ZM125 77V76H124ZM144 77V76H143ZM155 77H156V75H155ZM154 77V79H156L157 80V77L155 78ZM170 77H172V75L170 76ZM185 77H186V79H185ZM219 77H221V78H219ZM249 77V76H248ZM6 78V79H7ZM62 78V77H61ZM111 78V77H110ZM162 78H164L165 79V77H163L162 75H161V79ZM169 78V77H168ZM179 78V77H178ZM212 78V77H211ZM250 78H251V76H250ZM249 78V79H250ZM153 79V80H154ZM158 79H160V78H158ZM167 79V78H166ZM165 79V80H166ZM170 79V78H169ZM173 80H174V78H172ZM197 79H199L198 78V76H197ZM201 79V80H202ZM234 79V81H236V79L235 78H233ZM252 79V78H251ZM250 79V80H251ZM164 80V81H165ZM168 80V79H167ZM166 80V81H167ZM188 80V79H187ZM231 80H232V83L231 84H229V83H227V82H231ZM243 80V81H242ZM165 81V82H166ZM172 80L170 79V80H168V83L169 82H171ZM9 82V81H8ZM125 82V81H124ZM177 81H175V83H176ZM179 82V81H178ZM196 82H197V84H196ZM260 82V81H259ZM257 83V84H260V83ZM10 83V84H11ZM164 82H160V84H163ZM173 83V82H172ZM172 83H169V85L170 84H172ZM174 83V84H175ZM223 83V84H222ZM104 84V83H103ZM152 84V83H151ZM166 84V83H165ZM193 84H195V85H193ZM250 84H252V85H250ZM250 86L248 85L247 87H251L252 88V90H251V88L249 89V90H251L252 92H255V91H253V89H255L256 87H257V85H256V87H254V84H255V81H251L250 82ZM262 85L264 84V82L263 83H261ZM181 86H182V83L180 84ZM233 85V87H231ZM149 86V85H148ZM147 86V87H148ZM157 86V85H156ZM161 86V85H160ZM166 86H168V85H166ZM170 86H172V85H170ZM178 86H179V83H178ZM180 86V87H181ZM221 86H219V88H221ZM264 86V85H263ZM150 87V86H149ZM169 87V86H168ZM167 87V88H168ZM176 87V86H175ZM180 87H176V88H178V91H176V92H180L179 91V89H180ZM230 87V90H231V95H230V93H229V90L227 89V88H229ZM68 88V87H67ZM173 87H170V89L173 91V90H175V89H172ZM212 88H210V89H212ZM260 88V87H259ZM258 88V89H259ZM263 88V90H264V87H262ZM158 89H160V87L158 88ZM169 89V90H170ZM194 89V90H193ZM196 89H198L199 91L201 90V94L196 90ZM244 88H243V90H245ZM70 90V89H69ZM155 90V89H154ZM161 90H163V89H161ZM169 90H167V91H169ZM197 91L198 92V95L196 96L194 93V91ZM209 90V89H208ZM207 90V88H206V90H205V92L206 91H208ZM213 90H214V88H213ZM212 90V91H213ZM237 90H238V92H237ZM219 91V92H218ZM256 91H257V89H256ZM165 92V91H164ZM196 92V93H197ZM214 92V91H213ZM21 93V94H22ZM144 93V92H143ZM161 93V92H160ZM234 93L235 94H237V95H235L234 96ZM262 93V92H261ZM24 94V95H25ZM169 95L171 94V93H168ZM174 94V93H173ZM172 94V95H173ZM206 94V93H205ZM209 94H213V93H209ZM253 94V93H252ZM175 95L177 96V98L179 99L180 98V100H178V101H181V95H177L176 93H175ZM203 95V96H202ZM214 95V97H216ZM254 95L256 96V97H254ZM150 96V95H149ZM166 96V95H165ZM207 96V95H206ZM211 96V95H210ZM210 96H207L208 98L210 97ZM236 96H238V98L236 97ZM259 96H261V99L264 97V94H263V96L262 95H259ZM259 96H257V94H253V96H251V98H253L254 99V101L255 100H257L258 99V97ZM171 97V96H170ZM207 97L206 98H204V99H206L207 100ZM213 97V96H212ZM212 97H210V99H208V100H213V98ZM234 97H236V99L234 98ZM115 98V97H114ZM161 98H163V95H162V97ZM217 98V97H216ZM220 97H219V95H218V99H219ZM221 98V99H222ZM260 98V97H259ZM72 99V98H71ZM173 99H174V97H173ZM172 99V97H171V99H169V100H173ZM175 99H176V97H175ZM215 99V98H214ZM260 99V103L259 102H256V103H254L255 105H257V104H264V103H262L263 101ZM264 99V98H263ZM116 100V99H115ZM205 100V101H206ZM229 100H231L230 102H229ZM26 101V102H27ZM174 101H176V100H174ZM173 101V102H174ZM178 101H176V102H178ZM182 101V102H183ZM214 101V100H213ZM213 101H211V102H213ZM220 101V100H219ZM251 101H253V100H251ZM253 101V102H254ZM169 102H171V101H169ZM184 102V103H185ZM195 102V103H196ZM207 102V101H206ZM210 102V101H209ZM217 102H218V100H217ZM221 102H222V100H221ZM221 102H219L220 104H221ZM229 102V103H228ZM243 102V103H242ZM253 102H251L252 104H253ZM27 103V104H28ZM179 103H181V102H179ZM188 103H187V107H188ZM193 103V102H192ZM192 103H191V105H192ZM214 103H215V101H214ZM213 103V104H214ZM223 103V102H222ZM109 104V103H108ZM171 104V103H170ZM186 104V103H185ZM197 104V103H196ZM195 104V105H196ZM208 104H211V103H208ZM216 104V103H215ZM238 106H237V105ZM251 104V105H252ZM174 105H176V108H174V110H176L177 109V106H178V104L177 103H175ZM194 105V103H193V106H195ZM198 106H200V105H203V104H197ZM212 105V104H211ZM219 105V104H218ZM224 105H226V104H224ZM223 104H222V106H224ZM165 106V105H164ZM168 106V105H167ZM170 106V105H169ZM184 105H182V107H183ZM203 106H207V104H204ZM209 107H211V108H213L214 109V107H212V106H217V104L216 105H212V106H210V105H208ZM207 106V107H208ZM221 106V105H220ZM258 106V105H257ZM257 106H255V107H257ZM262 106V105H261ZM124 107V106H123ZM143 107V106H142ZM145 107V106H144ZM174 106H173V104H172V108H173ZM178 107H180V109H181V106L179 105ZM192 107V106H191ZM217 107H219V106H217ZM216 107V109L218 110H214L215 112L217 111L218 112V114H219V112L221 111V110H223V108H220V109H218ZM226 107H231V106H226ZM242 107V106H241ZM254 106H252V108H253ZM259 108H260V106H258ZM160 108V107H159ZM201 108V107H200ZM203 108H206V107H202V109ZM211 108H209V109H211ZM137 109V108H136ZM194 109H196V111H197V109H199L198 107L197 108H194ZM209 109L208 110H206L208 113L210 112L209 111ZM212 109V110H213ZM227 108H224V110H226ZM249 109V108H248ZM247 109V110H248ZM253 109H255V108H253ZM264 109V108H263ZM263 109H259V110H261L262 112L261 113H263ZM205 110V109H204ZM220 110V111H219ZM229 111H231L232 110V108L231 109H228ZM239 110H243L242 108H240ZM256 110L258 111V108H256ZM95 111V110H94ZM227 111V110H226ZM226 111H224V113H226V115H230L232 112H234V111H236V109H234V111H231L229 114H228V111L226 112ZM251 111V110H250ZM249 110H248V112H250ZM174 112V111H173ZM207 112H205L206 114H204V111H203V113H202V115L204 114V115H207L208 113ZM240 112H242V111H239V113ZM243 112H244V110H243ZM256 112V111H255ZM98 113V112H97ZM154 113V112H153ZM162 113V112H161ZM171 113V112H170ZM169 113V114H170ZM194 113H195V111H194ZM198 114L200 113V111L199 112H197ZM211 113H213L212 111H211ZM236 113H238V111H236ZM245 113V112H244ZM252 113V112H251ZM261 113H260V115H258L257 116V112L256 113H252L253 115L252 116H256V117H254V119H256V120H258V121H263L264 120V118H262V116H261ZM27 114V113H26ZM133 114V113H132ZM160 114V113H159ZM163 114V113H162ZM172 114V113H171ZM201 114V113H200ZM217 114V113H216ZM220 114L222 115V112H220ZM232 114H234V113H232ZM246 114V113H245ZM245 114H243V115H245ZM249 114V113H248ZM82 115H83V113H82ZM161 115V114H160ZM187 115V114H186ZM194 115V114H193ZM202 115L200 116V117H202ZM210 115L211 114H209L208 116L210 117ZM224 115V114H223ZM118 116V115H117ZM120 116V115H119ZM207 116V117H208ZM212 116H213V114H212ZM212 116L210 117V118H212ZM217 115H215V117H216ZM238 117H240V116H242V113H240V116L239 115H237ZM237 116H231L230 115V117H231V119H230V117H224V116H221V117H223L222 119L224 120V121H226V123L223 125L224 127H226V125H227V127L228 126H230V127H232V128H230V129H232V132H239L238 130H240V124H244V122H243V119H241L242 120V123H240V118H238ZM250 116H251V114H250ZM264 116V115H263ZM197 117H198V115H197ZM209 117H208V119H209ZM215 117L214 118H212L213 120L215 119ZM246 117V116H245ZM245 117H243V118H245ZM90 118V117H89ZM88 118V119H89ZM93 118V117H92ZM96 118V117H95ZM185 118H187V117H185ZM219 118V117H218ZM216 118L217 119V121L219 120V119H221V118ZM225 118H229V119H225ZM259 118V119H258ZM120 119V118H119ZM155 119V118H154ZM196 119V118H195ZM199 119V118H198ZM201 119V118H200ZM207 119V118H206ZM211 119V120H212ZM220 120V121H223V120ZM250 119H252L253 120V118H250ZM262 119V120H261ZM96 120V119H95ZM94 120V121H95ZM148 120V119H147ZM160 120H161V118H160ZM210 120V121H211ZM111 121V120H110ZM125 121V120H124ZM167 121V120H166ZM165 121V122H166ZM199 121H201V120H199ZM205 120H203V122H204ZM209 121V120H208ZM223 121V122H224ZM37 122V121H36ZM100 122V121H99ZM138 122H139V120H138ZM141 122V121H140ZM139 122V123H140ZM163 122V121H162ZM202 122V121H201ZM216 122V121H215ZM215 122H212L211 121V123L213 124V127H214V124H215ZM116 123V122H115ZM135 123H136V121H135ZM145 123V122H144ZM149 123V122H148ZM167 123V122H166ZM206 123H207V120H206ZM217 123V122H216ZM218 123H220V122H218ZM248 123V122H247ZM247 123H246V125H247ZM93 124V123H92ZM131 124V123H130ZM179 124H180V122H179ZM208 124V123H207ZM211 124V125H212ZM223 124V123H222ZM46 125V124H45ZM48 125V126H49ZM101 125V124H100ZM199 125V124H198ZM205 125V124H204ZM209 125H210V123H209ZM209 125H207L208 127H209ZM216 126H217V124H215ZM102 126V125H101ZM148 126V125H147ZM172 126V125H171ZM188 126V125H187ZM195 126V125H194ZM202 126H203V124H202ZM201 126V127H202ZM215 126V127H216ZM248 126V125H247ZM200 127V126H199ZM206 127V125L203 127V128H205ZM212 127V126H211ZM219 127H220V125H219ZM221 127H222V125H221ZM233 127L236 129V127H239V129L237 130H235L234 129V131H233ZM244 127V126H243ZM256 127V126H255ZM93 128V129H92ZM126 128H127V126H126ZM155 128V127H154ZM177 128V127H176ZM175 128V129H176ZM216 128H218V127H216ZM257 128H259V131L258 130H256V132H260V133H256V132H254V128H253V130L251 129L250 130V132L251 131H253L254 133H256V134H258L257 136H263V134H264V132H263V134H261L262 133V131H264V126L262 127V126H257ZM263 130H262V129ZM54 129V128H53ZM56 129V130H57ZM196 129V128H195ZM206 129H207V127H206ZM208 129H210V128H208ZM212 129H214V128H212ZM218 129H221V128H218ZM218 129H216V132H217V130ZM222 129H224L225 131L226 130H229V131H226V133L227 134H229V132H230V129L228 128H222ZM219 130L218 131V133L220 132V131H222L223 132V130ZM261 129V130H260ZM98 130V129H97ZM162 130V129H161ZM165 130V129H164ZM177 130H180V135H182L183 133L185 134V131L187 130L186 128H185V126H181L179 129H177ZM215 130V129H214ZM170 131V130H169ZM176 130H174V132H175ZM205 131H207V130H205ZM208 131H210L211 132V130H208ZM224 131V132H225ZM240 131H244V130H242V128H241V130ZM124 132V131H123ZM148 132V131H147ZM215 132V131H214ZM213 132V136L215 135V133ZM221 132V133H222ZM223 132V133H224ZM235 132V133H236ZM250 132H247V135H248V133L251 135V133ZM100 133V132H99ZM159 133V132H158ZM179 133V132H178ZM212 133V132H211ZM223 133L221 134V135H223ZM231 133V132H230ZM235 133H232L233 135L235 134ZM149 134V133H148ZM169 134V133H168ZM195 134V133H194ZM197 134V133H196ZM232 134L230 135V136H232ZM239 134H240V132H239ZM245 133L243 132L242 133V136H241V134L239 135V137L241 136V137H243V135H244ZM261 134V135H260ZM102 135V134H101ZM132 135V134H131ZM210 135V134H209ZM224 135H225V133H224ZM100 136V137H99ZM130 136V135H129ZM165 136V135H164ZM184 136V135H183ZM194 136V135H193ZM217 136V135H216ZM237 136V135H236ZM252 136H255L256 137V135H254V134H252ZM127 137V136H126ZM234 137V136H233ZM166 138V137H165ZM223 138V137H222ZM227 138V137H226ZM237 137H234V139H236ZM247 138V137H246ZM261 138H263L262 140H264V137H261ZM261 138L259 139V138H255V139H252V138H249V139H252V141H254V140H259V142L262 144V146H264V142H262V140H261ZM4 139V138H3ZM68 139H67V141H68ZM104 139H105V137H104ZM123 139V138H122ZM129 139V138H128ZM157 139V138H156ZM189 140H190V138H188ZM195 139V138H194ZM241 138H239L238 140H240ZM119 140V139H118ZM132 140V139H131ZM181 140V139H180ZM185 140V139H184ZM117 141V140H116ZM240 141H242L243 142V140L241 139ZM247 141H248V138H247ZM247 141H244V142H246V145H251V143H249V144H247L248 142ZM251 140H249V142H250ZM113 142V141H112ZM182 142V141H181ZM192 142V141H191ZM191 142L189 143V144H191ZM227 142V141H226ZM236 142H237V140H236ZM244 142H243V146L242 147H244ZM254 142H256V145H259L258 146V151H255V148H257V147H253V149H251V148H249V150L251 149V150H254L255 152H254V154L255 155H253V154H251L250 152H253V151H251L250 150V152H249V150L247 151V152H249L250 154V156L248 155L247 156V154L248 153H246L244 150L245 149H242V151L241 152H243L242 153V156L241 157H243V154L245 155V157L247 156L248 157V159H246L245 157H243V158H241V162H245V160H249L248 162H255V160L254 161H252L251 159L253 158V159H256L257 158V156H258V158H262L263 157V160H264V156H262L263 154H261L262 152L264 153V151H260V149L262 148V146L257 142V141H254ZM137 143H139V142H137ZM174 143V142H173ZM188 143V142H187ZM167 144V143H166ZM236 144V143H235ZM255 144V143H254ZM124 145V144H123ZM140 145H142L141 143H140ZM158 145V144H157ZM168 145V144H167ZM240 145H238V148H239V146ZM255 145V146H256ZM153 146V145H152ZM160 146V145H159ZM161 146H162V144H161ZM160 146V147H161ZM174 146V145H173ZM189 146V145H188ZM191 146V145H190ZM260 146H261V148H260ZM75 147V148H74ZM135 147V146H134ZM160 147L158 148V149H160ZM186 147V146H185ZM224 147V146H223ZM228 147V146H227ZM230 147V146H229ZM232 147V146H231ZM174 148V147H173ZM182 148V147H181ZM190 148V147H189ZM192 149H193V147H191ZM165 149V148H164ZM241 149V148H240ZM246 149H248V148H246ZM263 150H264V148H262ZM157 150V149H156ZM191 150V149H190ZM239 150V149H238ZM116 152V153H115ZM184 152V151H183ZM189 152V151H188ZM188 152H187V154H188ZM230 152V151H229ZM153 153V152H152ZM157 153V152H156ZM174 153V152H173ZM246 153V154H245ZM158 154V153H157ZM169 155V154H168ZM230 155V154H229ZM252 155L253 156H255V157H252ZM180 156V155H179ZM81 157V156H80ZM79 157V158H80ZM129 157V156H128ZM170 157H171V154H170ZM183 157V156H182ZM249 157H250V159H249ZM252 157V158H251ZM131 158V157H130ZM226 158V157H225ZM223 159V158H222ZM228 159V158H227ZM243 159H245L244 161H243ZM126 160H127V158H126ZM178 160V159H177ZM190 160H191V158H190ZM256 160H258L257 162H258V166H262V164H264V163H261V165H259L260 164V162H261V160L259 161V159H256ZM145 161V160H144ZM230 161V160H229ZM130 162V161H129ZM132 162V161H131ZM130 162V163H131ZM134 162V161H133ZM239 162H240V159H239ZM238 162V163H239ZM240 162V163H241ZM248 162L246 161V163L248 164ZM264 162V161H263ZM128 163V162H127ZM149 163V162H148ZM239 163V164H240ZM152 164V163H151ZM190 164H192V163H190ZM235 164V163H234ZM250 164V163H249ZM248 164V165H249ZM251 164H253V163H251ZM255 164V165H256ZM158 165V164H157ZM240 165H244V163H241ZM239 165V166H240ZM248 165H245V166H243L242 167V169H244V170H246V171H248V170H250V168H252L251 167V165H250V168H248V167H246V166H248ZM256 165V166H257ZM216 165H214V167H215ZM233 166H235V165H233ZM237 166V165H236ZM253 166V165H252ZM257 166V168H261V167H258ZM132 167H134V166H132ZM244 167H246V169L244 168ZM158 168V167H157ZM167 168H169V167H167ZM209 167H207V169H208ZM133 169H135V168H133ZM170 169V168H169ZM237 169H239V167L237 168ZM244 170H243V172H244ZM140 171V170H139ZM232 171V170H231ZM241 171V170H240ZM245 171V172H246ZM135 172V171H134ZM150 172V171H149ZM165 172V171H164ZM264 172V171H263ZM262 172V173H263ZM171 173V172H170ZM172 173H174V172H172ZM248 174H250V173H254V170H253V172H252V170H251V172L249 173V171L247 172ZM259 173V172H258ZM255 174V173H254ZM261 174V173H260ZM260 174H258V175H260ZM135 175H136V173H135ZM134 175V176H135ZM172 175V174H171ZM253 174H251L250 176H252ZM180 177V176H179ZM261 177V176H260ZM149 178V177H148ZM139 179V178H138ZM155 179V178H154ZM137 180V179H136ZM174 180V179H173ZM245 180V179H244ZM248 180H250V179H248ZM170 181V180H169ZM253 181H255V180H253ZM257 181V180H256ZM120 183V184H117V183ZM245 182V181H244ZM260 182V181H259ZM157 183V182H156ZM160 183H162V182H160ZM171 183V182H170ZM141 184V183H140ZM254 184V183H253ZM164 185V184H163ZM216 185V184H215ZM259 185V184H258ZM138 187V186H137ZM261 187V186H260ZM263 187V186H262ZM160 189V188H159ZM178 189V188H177ZM226 189V188H225ZM158 190V189H157ZM175 190V189H174ZM221 190V189H220ZM150 191V190H149ZM232 192V191H231ZM154 193V192H153ZM227 193V192H226ZM149 194V193H148ZM167 194V193H166ZM153 195H155V194H153ZM170 195V194H169ZM172 195H173V193H172ZM240 195V194H239ZM185 196V195H184ZM228 196H230V195H228ZM187 197V196H186ZM191 197H193V196H191ZM225 197V196H224ZM236 197V196H235ZM152 198V197H151ZM206 198V197H205ZM124 199H121V200H124ZM162 199V198H161ZM207 199V198H206ZM120 200V201H121ZM155 199H153V201H154ZM185 201V200H184ZM214 201V200H213ZM126 202H128V200L126 201ZM134 202V201H133ZM174 202V201H173ZM202 202V201H201ZM221 202V201H220ZM219 202V203H220ZM226 202V201H225ZM236 202V201H235ZM259 202V201H258ZM213 203V202H212ZM232 204V203H231ZM101 205H103V204H101ZM133 205H134V203H133ZM165 205V204H164ZM175 205V204H174ZM159 206V205H158ZM209 206V205H208ZM258 206V205H257ZM138 207V206H137ZM187 207V206H186ZM217 207V206H216ZM134 208V207H133ZM139 208V207H138ZM205 208V207H204ZM221 208V207H220ZM206 209V208H205ZM233 209V208H232ZM236 209V208H235ZM248 209V208H247ZM260 209V208H259ZM134 210V209H133ZM253 210V209H252ZM162 211V210H161ZM164 211V210H163ZM222 211V210H221ZM246 211H248V210H246ZM130 212H131V210H130ZM216 212V211H215ZM164 213V212H163ZM189 213V212H188ZM201 213V212H200ZM221 213V212H220ZM229 213V212H228ZM251 213V212H250ZM249 213V214H250ZM185 214V213H184ZM207 214V213H206ZM211 214V213H210ZM222 214H224V213H222ZM234 214V213H233ZM241 214V213H240ZM256 214V213H255ZM120 215V214H119ZM138 215V214H137ZM226 215V214H225ZM230 215H232V214H230ZM242 215V214H241ZM240 215V216H241ZM133 216V215H132ZM140 216V217H141ZM199 216V215H198ZM101 217V216H100ZM169 217V216H168ZM205 217V216H204ZM221 217V216H220ZM245 217V216H244ZM243 217V218H244ZM223 218V217H222ZM135 219V218H134ZM137 219V218H136ZM189 219V218H188ZM206 219V218H205ZM193 220V219H192ZM204 220V219H203ZM144 221V220H143ZM197 221V220H196ZM213 221V220H212ZM224 221V220H223ZM227 221V220H226ZM140 222H141V220H140ZM208 222V221H207ZM215 222V221H214ZM129 223V222H128ZM201 223H203V222H201ZM134 224V223H133ZM147 224V223H146ZM175 224V223H174ZM207 224V223H206ZM220 225V224H219ZM223 226H225V225H223ZM211 227V226H210ZM150 228V227H149ZM206 228V227H205ZM141 229V228H140ZM137 230V229H136ZM180 230V229H179ZM208 230V229H207ZM256 230H258V228L256 229ZM262 230H264V229H262ZM132 232V231H131ZM181 232V231H180ZM196 232V231H195ZM253 233V232H252ZM183 234V233H182ZM246 234V233H245ZM143 237V236H142ZM158 237V238H159ZM188 238V237H187ZM187 240V239H186ZM200 240V239H199ZM168 241V242H167ZM194 241V240H193ZM246 241V240H245ZM256 241V240H255ZM209 242V241H208ZM257 242V241H256ZM250 243V242H249ZM260 243V242H259ZM264 243V242H263ZM161 244V243H160ZM251 244V243H250ZM208 246V245H207ZM248 246V245H247ZM160 249V248H159ZM133 250V249H132ZM199 250V249H198ZM251 250H253V249H251ZM108 251V250H107ZM201 251V250H200ZM30 252V251H29ZM202 252V251H201ZM167 253V252H166ZM207 253V252H206ZM249 253V252H248ZM127 255V254H126ZM166 255V254H165ZM204 255V254H203ZM208 255V254H207ZM257 255H259V254H257ZM128 256V255H127ZM248 256V255H247ZM128 258V257H127ZM131 258V257H130ZM166 258V257H165ZM244 258V257H243ZM129 259V258H128ZM162 259V258H161ZM246 259H248L247 257H246ZM262 259V258H261ZM164 260V259H163ZM133 262V261H132ZM165 262V261H164ZM129 263H131L130 261H129ZM57 264V263H56ZM121 264V263H120ZM132 264H134V263H132ZM213 264V263H212ZM219 264V263H218Z\"/></svg>",
  "mask_w": 264,
  "mask_h": 264
},
{
  "label": "built area",
  "instance_id": "obj_3",
  "mask_svg": "<svg viewBox=\"0 0 264 264\" xmlns=\"http://www.w3.org/2000/svg\"><path fill=\"white\" fill-rule=\"evenodd\" d=\"M18 11V6L12 0H0V27L3 30L7 44L12 48H15L18 44L12 23Z\"/></svg>",
  "mask_w": 264,
  "mask_h": 264
}]
</instances>
